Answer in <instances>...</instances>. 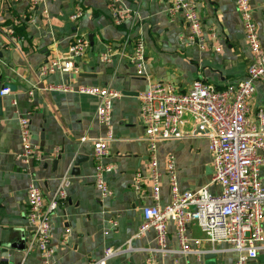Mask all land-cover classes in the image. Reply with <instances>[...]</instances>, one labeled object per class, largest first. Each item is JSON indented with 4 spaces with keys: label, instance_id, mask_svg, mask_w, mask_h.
<instances>
[{
    "label": "crops",
    "instance_id": "crops-1",
    "mask_svg": "<svg viewBox=\"0 0 264 264\" xmlns=\"http://www.w3.org/2000/svg\"><path fill=\"white\" fill-rule=\"evenodd\" d=\"M249 3L264 51V0ZM77 4L83 14L72 24L69 15ZM28 5L29 0H0V86L10 88V93L0 98V264L40 263L36 250L27 251L32 236L26 219L27 186L36 183L47 204L62 177L69 182L67 196L50 219L54 264H89L102 258L106 247L123 249L127 242L131 249L109 257L105 264H234L236 254L225 243L216 245L218 251L202 256L181 252L172 222L167 224L165 252L156 249L153 230L136 235L142 208L155 203L164 206L171 199L165 172L168 154L174 157L180 192L197 190L209 182L208 137L193 133L202 127L189 114L181 123L184 136L158 145L157 198H153L148 180L139 191L132 187L134 174L146 172L147 145L138 94L147 83L167 82L183 92L197 80L220 88L244 78L252 53L234 1L197 0L207 39L203 48L180 39L188 32L186 23L180 14L168 15L166 0H119L118 6L128 13L121 24L112 22L107 0H44L30 19ZM17 23L21 26L15 40L8 42L5 29ZM72 34L85 36L89 43L78 59V72L40 76L39 65L51 56H64ZM127 36H140L144 42V77L136 76L128 62L130 47L119 48ZM107 46L111 47L112 60L102 64L99 55ZM51 85L71 90L46 89ZM86 85L110 86L120 94L111 111L113 138L105 158L113 165L105 174L111 191L107 196L100 194L93 177L92 140L105 135V127L95 115L98 98L76 91ZM257 110L264 113L262 83L255 85L248 117L255 119ZM24 113H28L31 141L38 154L26 166L15 157L20 149L17 120ZM78 155L84 159L75 163ZM259 177L264 186V164ZM209 189L219 191L215 183ZM262 226L264 234V216ZM189 235L202 236L195 224L190 225ZM21 243L24 247L13 246ZM257 260H264V242Z\"/></svg>",
    "mask_w": 264,
    "mask_h": 264
},
{
    "label": "built area",
    "instance_id": "built-area-1",
    "mask_svg": "<svg viewBox=\"0 0 264 264\" xmlns=\"http://www.w3.org/2000/svg\"><path fill=\"white\" fill-rule=\"evenodd\" d=\"M15 1V0H14ZM111 8L114 24H121L128 16L118 6L119 0H107ZM168 15L180 14L188 32L182 36L186 45L204 47L206 37L202 19L199 16L197 0H166ZM238 10L246 44L252 53V61L246 68L244 78L230 81L218 88L211 83L194 81L183 91H176L167 82H149L139 92V116L143 125V139L147 145L145 174H134L132 187L141 189L144 180L151 184L152 196L158 195L159 162L158 145L160 142L180 139L184 136L181 123L185 114L202 127L207 124L210 130L208 149L211 155V176L209 182L194 191L180 192L174 168V157L168 154L165 172L169 180L170 201L164 206L147 205L142 208V220L136 235L151 229L155 233L156 249L165 252L167 244V224L174 225V235L183 253L202 256L216 252V245L225 243L236 254L234 264H264L257 260L258 249L264 242L262 220L264 216V186L259 177L260 167L264 164V113L257 110L255 119L248 117L250 102L256 83L264 85V51L259 39L258 28L252 17L249 0H233ZM44 2L29 0L27 19ZM43 12H46L42 9ZM83 10L77 4L69 20L76 24ZM14 25L5 29L8 42L15 40ZM130 47L128 62L138 77L145 76V46L140 36H127L120 44L122 50ZM89 48L85 36L72 34L64 56H51L38 67L40 76L53 73H77L78 59ZM112 60L111 47L101 52L102 64ZM46 89L71 90L64 85L49 86ZM79 93L98 98L95 115L105 127V135L92 140L94 185L102 196L111 193L105 174L113 170V165L105 162L109 142L113 138L111 111L119 91L110 86L86 85L76 88ZM10 93L8 86L0 87V98ZM29 93H31L29 91ZM20 149L16 160L26 166L38 158L37 146L31 141L28 113L18 116ZM84 140L85 137H82ZM217 184L218 193H212L210 184ZM68 180L62 177L53 198L45 204L40 187L30 182L27 186L26 219L32 227V236L27 251L36 250L41 257L39 264H54L52 259L56 250L50 242V219L59 202L65 200ZM195 224L202 236L189 235V227ZM65 232H69L66 229ZM122 248L108 246L103 257L89 264H105L106 259L131 249L130 242Z\"/></svg>",
    "mask_w": 264,
    "mask_h": 264
},
{
    "label": "water",
    "instance_id": "water-1",
    "mask_svg": "<svg viewBox=\"0 0 264 264\" xmlns=\"http://www.w3.org/2000/svg\"><path fill=\"white\" fill-rule=\"evenodd\" d=\"M0 87H1V86H0ZM0 104H1V99H0ZM209 130H210L209 126H208L207 124H203V125H202V128L196 127V129L194 130L193 133H194V134L207 133ZM83 159H84L83 156L78 155L74 161H75V163H76L77 161H79V160H83ZM13 246L16 247V248H20V247H24V244L21 243V244H19V245L17 244V245H13Z\"/></svg>",
    "mask_w": 264,
    "mask_h": 264
},
{
    "label": "trees",
    "instance_id": "trees-1",
    "mask_svg": "<svg viewBox=\"0 0 264 264\" xmlns=\"http://www.w3.org/2000/svg\"><path fill=\"white\" fill-rule=\"evenodd\" d=\"M17 24H18V23H17ZM20 26H21V24H18V25L15 24V25L13 26L15 35H17V34H16V30H17V28H19Z\"/></svg>",
    "mask_w": 264,
    "mask_h": 264
}]
</instances>
